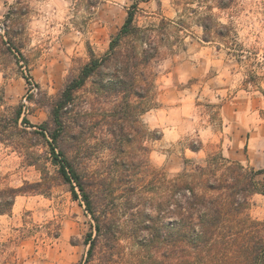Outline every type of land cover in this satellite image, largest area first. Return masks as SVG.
Listing matches in <instances>:
<instances>
[{
  "label": "rangeland",
  "instance_id": "rangeland-1",
  "mask_svg": "<svg viewBox=\"0 0 264 264\" xmlns=\"http://www.w3.org/2000/svg\"><path fill=\"white\" fill-rule=\"evenodd\" d=\"M44 2L0 0V111L23 107L13 142L0 143V198L22 189L10 212L0 215V264H82L87 258L94 221L57 177L52 140L39 132L58 131L53 103L91 54L105 56L130 11L142 32L119 49L153 57L138 68L143 98L105 92L96 77L88 80L63 111L59 150L91 175L114 176L128 168L116 164L133 161L137 166L129 170L136 174L150 166L174 178L223 157L261 171L257 181L264 188V156L252 135L264 125V0H69L72 18L60 29L35 7ZM34 22L46 27L30 30ZM149 113L159 127L146 122ZM173 127L179 139L165 141L163 129ZM202 131L210 134L201 137ZM256 195L249 213L264 222V195ZM118 219L126 223L128 214ZM121 243L110 264H135L133 243ZM101 258L89 264H104Z\"/></svg>",
  "mask_w": 264,
  "mask_h": 264
},
{
  "label": "trees",
  "instance_id": "trees-1",
  "mask_svg": "<svg viewBox=\"0 0 264 264\" xmlns=\"http://www.w3.org/2000/svg\"><path fill=\"white\" fill-rule=\"evenodd\" d=\"M141 32L130 11L105 56L91 54L53 103L51 119L58 131L50 135L41 127L39 132L52 140L49 146L57 177L69 186L74 200L81 198L94 221L95 232L85 241L89 249L82 264H89L99 253L102 262L110 264L124 247V238L135 247V264H264V222L249 213L252 197L264 195L257 181L261 171L219 157L213 165L196 166L174 178L150 166L145 175L136 174L129 170L137 166L133 161L116 164L128 167L125 175H91L59 150L63 111L88 80L96 77L105 92L143 98L137 85L138 68L153 57L147 50L141 59L136 50L119 49L124 40ZM22 114V106L10 114L8 109L0 111V143L13 142ZM22 123L30 125L25 117ZM20 192L10 189L8 197L0 198V215L10 212ZM123 214H128L126 223L118 219Z\"/></svg>",
  "mask_w": 264,
  "mask_h": 264
},
{
  "label": "clouds",
  "instance_id": "clouds-1",
  "mask_svg": "<svg viewBox=\"0 0 264 264\" xmlns=\"http://www.w3.org/2000/svg\"><path fill=\"white\" fill-rule=\"evenodd\" d=\"M35 7H37L41 13H44L45 18L49 24L52 23L53 21L57 22L56 23V29H60L62 24L68 23V21L72 18L70 16L71 4H70L69 0H45L44 3L35 5ZM221 23L226 24L227 20L224 19L221 21ZM237 23H239V21H237ZM44 27H46L44 24L34 22L30 26V30H34L36 28H44ZM56 29L52 30L53 35L56 34ZM33 35H35L34 32H33ZM245 35H246V32L240 33L241 40H243V37ZM239 79H240V77L238 76L237 80H239ZM187 103L190 106L191 97L188 98ZM186 111H187V109H186ZM145 119H146V122L149 123L152 128H156V127L160 126L158 124V116L156 114L149 113ZM189 130H191V129L189 128ZM163 132H164V140L165 141H169V140L175 141V140L179 139V136L177 135V131H176L175 127L171 128V129L164 128ZM209 134H210V131L209 132L202 131L201 137H205ZM153 159L162 161L163 156H159L158 154L154 153Z\"/></svg>",
  "mask_w": 264,
  "mask_h": 264
},
{
  "label": "crops",
  "instance_id": "crops-1",
  "mask_svg": "<svg viewBox=\"0 0 264 264\" xmlns=\"http://www.w3.org/2000/svg\"><path fill=\"white\" fill-rule=\"evenodd\" d=\"M252 135H254L256 142H259L261 144V147H260L261 150H260L259 154L264 156V125H259L257 128H255ZM226 156H228L231 159H235V160H239L240 162H244V159L242 156H239V157H232V155H226ZM257 195H260V194H257Z\"/></svg>",
  "mask_w": 264,
  "mask_h": 264
}]
</instances>
